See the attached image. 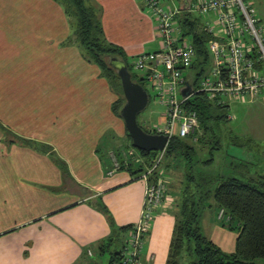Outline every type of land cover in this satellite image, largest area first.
<instances>
[{
  "label": "crops",
  "instance_id": "1",
  "mask_svg": "<svg viewBox=\"0 0 264 264\" xmlns=\"http://www.w3.org/2000/svg\"><path fill=\"white\" fill-rule=\"evenodd\" d=\"M21 1L29 7L25 15L31 24L26 37L35 35L26 40V47L32 51L40 49L42 53L45 50L49 54L46 57L52 56L54 65L60 68L57 72L59 78L62 73L66 77L72 76L71 85L74 87L81 82L83 88V72L89 74L85 79L88 89L80 88L79 97L68 100L62 108L59 106L58 110L62 109V113L51 124L45 121L47 116L41 121L33 120V116L23 121L24 114L0 112V125L4 128H0V264H96V258L106 253L102 246L112 236L113 230L132 226L140 220L146 184L143 179H133L126 171L108 174L113 165L104 162L99 142L92 141L86 148L78 142L79 137L72 127L74 117L76 128L89 135L108 132L106 125L98 130L100 121L106 122L99 105L104 97L107 98L104 84L108 83L102 81L104 78L97 66L85 64L81 48L72 43L69 20L60 5L53 0ZM94 1L101 10L108 41L123 48L129 58L146 52L145 45L157 41L155 24L146 12L145 2ZM170 1L169 4L180 6L177 0ZM251 1L260 24H264V0ZM22 11L24 7L21 11L16 10L13 18L20 15L17 20L22 19ZM110 22L132 26L130 34H135L137 30V34L139 32L142 36L139 41L113 39L107 27ZM3 34L0 29V37ZM51 71L50 68L48 72ZM80 77L81 81L76 82ZM48 84H51L47 91L50 92L52 82L47 81L44 87ZM55 101H46L51 110L57 106ZM252 101L249 98L246 102ZM83 117L89 120L84 121ZM115 124L119 127L118 121L112 126L115 127ZM5 133H12L14 137L6 139ZM15 135L51 147L57 157L66 163L69 176H63L49 154L20 143ZM101 203L107 206L113 225L99 209ZM173 205L174 197L168 192L156 211L146 238L141 253L144 264L167 263L175 226ZM212 214L213 222L207 223V226L213 225L214 228H209V234L206 232L205 235L225 252H234L238 234L221 226L216 210ZM205 220L209 219L204 216L202 220L203 232ZM116 248L121 249L122 244L114 245L112 250Z\"/></svg>",
  "mask_w": 264,
  "mask_h": 264
},
{
  "label": "trees",
  "instance_id": "2",
  "mask_svg": "<svg viewBox=\"0 0 264 264\" xmlns=\"http://www.w3.org/2000/svg\"><path fill=\"white\" fill-rule=\"evenodd\" d=\"M53 1L62 7L67 18L75 24L73 43L81 48L87 61L99 68L100 76L118 95L112 104V112L122 118L121 110L126 100L114 59L124 63L131 73L132 80L147 90L144 79L134 71L124 49L107 40L101 10L94 0ZM177 1L181 7L185 0ZM179 24L184 34L190 36L196 46L197 57L192 68L197 80L193 86H196L211 65L208 42L215 37L207 33L203 17L190 10L181 9ZM248 56L254 60L255 69L264 73V63L259 59L257 49ZM189 104L199 112L200 129L196 135L187 138L173 137L164 152L138 149L137 154L126 129L129 142L122 151H117V171H126L133 179H142L144 173H147L163 154L164 162L162 160L149 180L157 178L159 171L163 170L162 176L167 187L165 196L169 192L174 197L172 213L175 226L166 264H264V140H257L248 135L231 136L229 145L248 149L251 158L244 160L233 156L230 164L221 161V172L213 173L210 167L214 165L215 159L203 158L206 149L202 145L209 142L214 145L212 150L222 148L223 138L221 137L220 144V140L215 136V126L232 120L231 105H217L203 92L193 95ZM139 125L143 128L140 122ZM0 128L4 130L1 125ZM144 130L152 133L151 130ZM211 133L214 134V141L209 140ZM195 136L197 141L194 140ZM16 139L32 149L49 154L62 170L63 176H69L66 163L57 157L51 147L17 136ZM129 149L134 150V156L128 155ZM170 170L179 171L182 176L179 177V182L169 185L167 171ZM210 208H215L222 227L238 234L234 252H225L203 232L202 220ZM99 209L108 216L113 225L107 206L101 203ZM222 212L223 217L220 218ZM130 228L129 225L114 229L112 236L103 244L102 249L110 253L108 264H121L124 241ZM117 244H122V248L112 250Z\"/></svg>",
  "mask_w": 264,
  "mask_h": 264
},
{
  "label": "built area",
  "instance_id": "3",
  "mask_svg": "<svg viewBox=\"0 0 264 264\" xmlns=\"http://www.w3.org/2000/svg\"><path fill=\"white\" fill-rule=\"evenodd\" d=\"M144 1L155 23L160 49L138 54L133 67L142 73L144 83L166 107L160 125L151 130L153 134L165 135L169 141L173 137L196 135L200 129L199 112L189 104L195 94L206 93L215 104L223 105L231 104V101L253 100L264 89V73L255 69L254 60L248 56L257 49L259 59L264 63V27L252 1L196 0L191 3L189 10L203 17L207 33L215 37L208 42L211 65L196 86H193L197 80L192 68L197 50L192 39L180 27L181 7L174 4L165 6L161 0ZM187 83L191 85L192 93L185 97L182 89ZM230 119H233L232 114ZM194 140L197 141V136ZM128 155L134 156V150H130ZM162 159L163 154L142 176L146 188L141 217L125 238L121 264H144L141 253L167 189L162 170L157 178L149 180ZM113 165L110 175L119 167L117 161ZM219 217H223V212Z\"/></svg>",
  "mask_w": 264,
  "mask_h": 264
},
{
  "label": "rangeland",
  "instance_id": "4",
  "mask_svg": "<svg viewBox=\"0 0 264 264\" xmlns=\"http://www.w3.org/2000/svg\"><path fill=\"white\" fill-rule=\"evenodd\" d=\"M19 1L21 0H0V29L4 33L2 37H0V112L12 111L13 113H15V115H19L21 113L22 116L24 114L25 117L23 116V118L21 119L23 121H25L30 116H33V120L41 121L42 118L47 116L45 121L48 124H51V122L56 121L58 114L62 111L61 109V111L59 112V106H61L62 108V106L66 104L68 100L72 101L75 97H79L80 93L78 91H80V88L88 89V84L85 86V79L88 78L89 74L83 72V88L81 87L82 83L79 82L81 81V77L76 79V82H79L80 85L74 87L71 85L73 79L72 76L66 77V75L62 73V77L59 78L57 72L60 68H57V66L54 65V59L52 58V56L46 57L49 56V54H47L45 50H43L42 53L40 49L37 50V48H35L34 51H32L31 48L26 47V40H31V38H33L35 35L26 37V32L29 30L31 24L28 23L27 15H25V13L29 11V9H27L29 7H26L25 4L22 3V1L17 6V3H19ZM138 1L141 3L145 2L144 0ZM161 1L165 6L171 2L170 0ZM21 7H24V11H22L23 17L22 19L17 20L19 19L20 15L17 18L13 17L17 13L15 12L16 10L21 11ZM262 26H264V24H262ZM107 27L112 37H114L113 39L122 42L123 40L130 39L132 41H139L142 36L139 32L137 34V30H135V34L131 35L130 30L132 29V26L129 25L120 26L115 24L114 22H110L107 23ZM68 30L69 33H71V41H74L75 24L70 20ZM188 37L189 39H191L190 36ZM159 41L160 38L157 37V41L147 43L145 45V51H158L160 49ZM134 61V58H130V62L132 64L134 63ZM85 64H87L88 66L93 65V67L96 66L95 64L87 60ZM50 68L52 69L51 73L48 72ZM63 71H66V69H63ZM134 71L138 75H142V73L137 72L135 69ZM47 81L52 82V89L50 92L47 91L50 89L51 84H48L44 87ZM102 81L107 82L105 79H103ZM104 85L105 89L107 90V98L104 97L99 107L100 112L105 117L106 122L100 121L101 125L98 127V130H101L103 125H106L107 127H109L107 129L108 132H105L104 134L96 133L94 135H89L88 132H84L83 130H79L78 128H76L77 122H75V117L73 119L74 121L72 123V127L73 130H76L75 133L77 137H79L78 142L81 143V146L83 145L84 148H86L85 146H89L92 141H98V145H101L102 147L101 152L104 158V162L108 163L109 165H113L112 161H117L118 149H121L122 151L125 145L128 144L129 139L126 136V127L123 119L117 117L111 112L112 104L117 100L118 95L112 91L108 84ZM146 88L150 96V101L147 108L139 114L138 121L144 129L153 130L156 126L160 125L161 118L166 111V107L160 103V100L156 97V93L148 85H146ZM45 92L47 93L45 94ZM260 94H262L263 96H260ZM49 95L50 98L47 99ZM62 98L64 99V102ZM53 99L56 100L54 104L57 106L51 110L48 107L46 101ZM60 99L61 102L59 101ZM231 102L232 104L230 106V112L233 115V119L229 122L220 123L219 126H215V136L220 140V144L221 137L223 138L222 148H220L219 150H212L211 147H213L214 145L209 142H206V144L202 145L206 149L204 151L203 158L208 159L213 157L215 159L214 165L210 167V171L213 173L221 172V161H223L225 164H230L232 159L231 157L233 156L244 160L251 158V154L248 149L245 150L237 146L229 145L231 136L239 134L252 136L253 138L258 140L264 138V89L261 90L258 96L253 98L252 102ZM76 112L74 113V116H76ZM83 118L84 121L89 120L86 117ZM2 120L6 119L2 118ZM76 121L80 120L76 118ZM115 121H118L119 127L116 124L115 127L112 126ZM41 126L42 125L40 124V127ZM73 134L70 133L72 137L74 136ZM5 135L6 139L14 137L12 133H5ZM209 136H211L209 137V140H213L214 134L211 133ZM134 150L137 154L139 153L138 149L134 148ZM123 155H125L124 152ZM162 160L164 162V159ZM167 174L169 175V178L167 179L169 185L173 182L175 183L176 181L179 182V177L181 178L182 176L181 172L173 170L167 171ZM214 209L215 208H210L207 210L208 212L204 214V216L209 219L205 220V223L203 225L205 234L206 232L209 234V228H214L213 225H211L209 228L207 226V223L212 224L213 222L214 218L212 212ZM92 258L93 260H95V257ZM96 259L98 260H95L96 264H108L110 261V253L106 252L103 256L97 257Z\"/></svg>",
  "mask_w": 264,
  "mask_h": 264
},
{
  "label": "water",
  "instance_id": "5",
  "mask_svg": "<svg viewBox=\"0 0 264 264\" xmlns=\"http://www.w3.org/2000/svg\"><path fill=\"white\" fill-rule=\"evenodd\" d=\"M191 3L185 0L181 5V9L187 11L190 9ZM117 63L116 67L118 75L121 78L122 88L126 103L121 110V116L125 123V127L130 134L133 146L136 149L143 151H159L164 152L168 145V137L165 135H157L146 132L138 121L139 114L144 111L150 101V96L147 90L139 83L132 80L131 73L127 66L114 59ZM192 87L189 83L182 89V95L185 97L190 96Z\"/></svg>",
  "mask_w": 264,
  "mask_h": 264
}]
</instances>
